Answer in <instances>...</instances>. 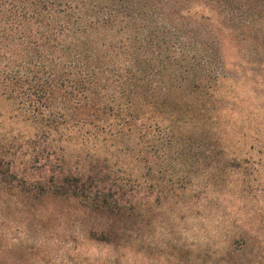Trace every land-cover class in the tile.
I'll use <instances>...</instances> for the list:
<instances>
[{
    "label": "trees",
    "instance_id": "16d2710c",
    "mask_svg": "<svg viewBox=\"0 0 264 264\" xmlns=\"http://www.w3.org/2000/svg\"><path fill=\"white\" fill-rule=\"evenodd\" d=\"M217 19L264 39V0H0V203L33 217L67 203L88 240L119 249L164 202L211 189L226 161ZM259 213L177 264H264ZM7 251L0 264H19Z\"/></svg>",
    "mask_w": 264,
    "mask_h": 264
},
{
    "label": "rangeland",
    "instance_id": "374dc122",
    "mask_svg": "<svg viewBox=\"0 0 264 264\" xmlns=\"http://www.w3.org/2000/svg\"><path fill=\"white\" fill-rule=\"evenodd\" d=\"M217 25L226 65L217 125L226 163L220 161L211 189L200 193L196 187L188 207L164 202L162 223L119 249L88 240L83 215L73 213L67 203L44 205L46 212L34 217L14 204L0 203V242L13 247L7 251L9 262L177 264L184 260L186 244H199L205 235L217 238L230 223L231 233L244 226V207L264 219V39L245 37L244 25L225 28L219 19ZM197 196L209 203L202 206Z\"/></svg>",
    "mask_w": 264,
    "mask_h": 264
}]
</instances>
